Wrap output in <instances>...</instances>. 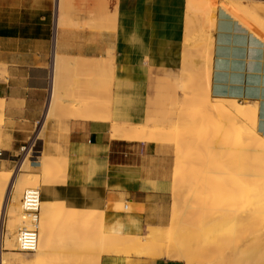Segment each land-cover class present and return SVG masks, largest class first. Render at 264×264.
Here are the masks:
<instances>
[{
	"label": "crops",
	"instance_id": "0c3cea01",
	"mask_svg": "<svg viewBox=\"0 0 264 264\" xmlns=\"http://www.w3.org/2000/svg\"><path fill=\"white\" fill-rule=\"evenodd\" d=\"M240 1L264 24V0ZM220 3L211 30L209 95L213 100L252 105L256 132L264 137V32L228 3ZM185 5V0L116 1L115 81L130 87L124 92L146 93L147 70L175 73L182 68ZM54 6V0H0V138L5 157L0 161L4 166L44 123L55 42L58 54L99 58L92 57L89 46L81 44L74 50L70 45L83 34L56 31ZM145 109L146 104H133L128 113L130 122L137 124ZM72 123L62 125L70 127ZM82 125L59 138L57 122L49 121L45 135L48 146L38 138L43 142L42 150L54 155L59 145L66 157L63 188L72 193L71 201L79 208L90 205L91 199L104 206L103 226L108 234L140 236L151 227L144 239L153 243L161 236L158 228L168 224L171 204V183L161 157L156 155L157 145L112 140L108 121ZM120 205L127 206L124 212ZM139 259L141 264L182 263L166 258ZM101 264L132 262L121 256H102Z\"/></svg>",
	"mask_w": 264,
	"mask_h": 264
},
{
	"label": "rangeland",
	"instance_id": "374dc122",
	"mask_svg": "<svg viewBox=\"0 0 264 264\" xmlns=\"http://www.w3.org/2000/svg\"><path fill=\"white\" fill-rule=\"evenodd\" d=\"M116 1L117 0H61L59 2L60 9L57 10L56 0H54L55 6L53 10V20L55 21V26L57 22V24L59 23V31H67L75 35L83 34L84 36L82 38L81 37L75 39L73 38L74 40L71 42L70 45L71 46L73 45V48H75L74 50H76L77 47L80 46L81 44L89 46V52L91 53L92 57L95 55V56H99V58L86 59L79 56L70 57V56L58 54L56 52L58 61L55 66L54 72H52V64H51V79H50V89H49V98L50 95L51 96L53 95L52 105L49 108L46 107L47 114H45L44 123L41 126L39 125V127L37 128V132L35 133L33 139L26 145L25 150L20 151L16 154H12L11 157L7 158L9 164L8 166H4L3 165L4 163L0 161V170L5 172L11 171L13 174L15 173L16 176H20L24 174L39 175V170L38 168H36L37 166L35 165L34 162L38 161L42 157H45V164H47L46 162H49V165L52 166L49 168L48 167L49 165L47 164V167L52 173L51 174L52 177L50 176L51 178L46 179V181L49 184L46 181L42 180V178H38V186L36 189L40 190L42 196V189L55 188L56 189L55 203L63 202L66 207L69 206L73 209H76L75 212L78 213L79 210L80 211L82 210V208H79L75 202L71 201V199L73 198L72 193H70L69 191L65 190V188H63L65 185L66 170L65 172L58 168L55 170L56 167H54L55 164H57L59 168H60L59 165H62V163L65 162L66 164L67 163L66 157H64L63 154L61 153V149L59 145L55 146V149L53 151L55 153L54 155H50L47 149L42 150L43 142L46 147L50 143L49 141L45 140V135L47 132V126L49 121L57 122L56 133H58L57 136L59 138L63 134L69 133L70 130L74 132L81 129L83 126L82 123H87L88 121H96L97 120L96 116L98 115H100L101 117L104 116L105 118L104 121L108 120V122H110V130H111L112 125L114 124L113 122H117L120 127H122L121 125H132L133 123L130 122V118L128 114L130 107L133 104H146L145 114L143 118L138 121V123L145 122L146 118L149 119L147 121L148 123L150 120L151 121L149 124H147L146 122V125L148 126H145V124L143 123L144 127L141 128L139 131L133 130L134 133L136 132L135 133L136 135H139V137L140 136L143 137L144 140L141 141V139L139 140V138L135 136L134 139L127 142H133L135 144L155 143L157 145L156 155L161 157L163 164L162 168L164 169V172L166 176L169 178L171 183V204H170V216H169L168 224L166 227L158 228L161 236L157 237L152 244L155 245L156 248H160L161 250L164 249L162 250L163 252L165 251L164 253L166 252L170 253V257L167 258L164 255H161L160 253L156 256V258L148 257L149 256L148 250H143V251L141 250L142 252L136 250L131 254H129V252L116 253V254L115 253L110 254V252L108 254L104 253L101 248L96 246V244L93 245L94 236L91 237L86 235L87 232H85V230L87 228H84L82 226H85V224L88 222L78 221L71 223L69 221V224L72 227H70L69 225L68 227L66 225L68 223V218H66V216L64 215L65 218H63L62 220L63 222L60 220L53 222L54 226L51 229L49 245H51L55 250L54 255L53 257L41 256V259L43 260L42 264H92V262L94 263V259L97 255H100L99 264H101L102 256H121L128 259V261L132 262V264H141L140 263L141 259L139 258H143V259L166 258L168 260H174V259L176 260L178 259L176 255L178 251L182 252L185 255H189V258L192 260V263L190 264H264V209H263L264 198H262L263 197L262 192H264L263 191L264 188H262L261 186L262 184L264 187V179L254 183L255 184L254 187L256 185L261 186V187H255V189L250 184H244L245 185L243 188L244 194L242 193V190L238 194V196H242L241 197L242 200L239 203V205L241 207L243 204L244 206L248 205L249 206L248 208L250 209L249 214L240 215L242 217L237 216L236 218L232 216L226 217L227 216L226 215L225 219H221V220L216 219L217 221L215 219L211 220L213 217L215 218L216 210L218 208H222L223 205L222 202L224 201V200L221 201L223 198L220 199L221 197L220 196L218 197L217 196L218 194L214 192L215 186H220L219 184L224 185V183H226L225 180H227V178L225 177H227L226 176L227 171L230 170L229 166H231L230 172L236 170L235 167H233L232 169L234 158L232 154H229L231 152H228L223 145L220 148L219 145L221 141L219 142L220 139L218 138V136L217 138L215 137L216 136L215 130L211 129L214 131V132L212 131L213 132L212 133L211 130L209 129L210 127L212 128L211 125H208L209 127L204 126L203 128L200 124V121L196 120L197 116L195 120L187 119L188 117L191 118L190 116L193 115L190 113V111H185L184 113L185 115H183L182 109L189 110L188 104H191L193 102L195 103L196 100L191 101L192 99L190 100L188 98L187 100H185L186 103L183 102L182 105L177 103V100L181 94L185 93L186 95H188L191 94L192 92L195 93L196 89L198 94L200 93V91H202L201 89H204L206 87L207 77L205 75L207 71L205 69L206 67L210 69V61H211L212 40H210L209 45H205L202 43V37L207 33L211 32L213 25L205 24L207 27L203 25L205 27L201 28L200 24L202 21H205L206 18L205 13L200 11L192 12L187 7L188 3L192 2L197 6L199 4L202 6L210 1L208 4L214 6L215 4L218 3V1L221 0H213L214 2H212V0H206V1L185 0L186 35H185V43H184L185 51L183 55L182 68L179 70V72H175V73L155 72L152 70H147L148 77L144 78V82L147 84L146 85L147 92L134 93L132 95L130 93L124 92V90L130 89L128 85L126 84L118 85L115 80L114 82L112 81L113 82L112 83L106 78V76L104 77V75H106L109 71L108 70H106L108 72L104 71L106 65L103 66V63L106 60L109 61L110 58H113V60L112 61L110 60V62H113L112 64H114L113 68L115 72L113 43H114V34H115V26H116ZM213 9L210 12V16H213L214 18L216 9L215 11ZM256 14H257V10H256ZM57 17H60V19L59 18L57 19ZM211 38H212V34H211ZM55 47H56V42H55ZM53 50H54V46H53ZM105 63L107 64V62ZM52 75L55 76L53 80L55 83V84L53 83L55 91H53V93H51ZM98 76H100L101 79ZM102 76L106 78V81L110 84H108L105 80H102L103 78ZM97 77L99 78V80ZM107 91H109L111 94L109 93L110 94L109 95ZM118 91L119 93H117ZM113 94L120 96L121 99H118V97L115 95H114L115 97H113ZM109 97L111 98L109 99ZM114 98H116L117 100ZM72 101L74 103H72ZM76 103L81 104L83 107L80 105L79 107H77L78 105L76 106ZM226 105L227 104H224L222 106L223 110H225ZM85 109L87 112L85 111ZM87 109H90L91 113H89ZM81 111L84 113H82ZM108 115L110 117H107ZM195 115H198V117L201 116L199 114H195ZM214 115L216 116V114L212 112L210 119L215 120ZM178 116H180L183 120L179 122L178 120L180 117ZM89 117L96 119L93 120ZM194 117L195 116H193V118ZM185 118L187 119V122H185L186 120ZM0 120L3 122L2 117H0ZM71 120L73 123L71 124L70 127L69 125L68 126L62 125V123ZM154 121L157 124H155ZM193 121L199 122V126L202 127V128L198 127L197 123L193 124L195 126H192V128H196L195 130L192 129V131L193 132L195 131L194 132L195 134L198 131V133H200L199 134L200 136H197L198 135L197 133L195 137L193 135L194 133L191 130H190L191 133L189 135L183 133L185 131L184 128L183 127L180 128L177 126V123L178 124L184 123L189 125L190 122ZM2 122H0V130L2 127ZM190 125H189V129H190ZM197 128L199 129L197 130ZM206 128H208L209 130ZM123 129H127V126L123 127ZM150 129L153 131H151ZM201 129L202 131L205 132L204 133L205 135H208L206 136L207 138L205 137L204 134L201 133V131H199ZM146 130L151 131L152 133L154 132V134L149 132L150 137L154 135L151 138L152 142L151 139L148 140L144 137V135L146 134L148 135L146 136L149 137V134L147 133ZM209 131L211 133H209ZM141 132L143 134H141ZM156 132L161 134V136L159 137H162V133L164 132L167 136H164L162 139L164 138L172 139L171 141H173V143L166 144L165 143L166 139H164L165 141L162 140L161 142L159 137L154 138L155 136L158 135V133ZM173 134L174 137L170 138L173 136ZM212 135H214L213 139H212ZM38 138L43 140V142L39 141ZM145 139L148 140L149 142H146ZM157 139L159 142L156 141ZM214 141L216 143H213ZM186 143L188 146L187 148L184 146L185 147L184 148L183 145H186ZM178 146H180V148L182 147L181 149L182 151L179 148H177ZM163 147H165L166 150ZM177 149H179V151ZM207 149H209L208 150L209 152L207 151ZM0 150H1V138H0ZM224 152H226L227 155L223 154ZM228 154L229 157H227ZM196 155H198V157ZM177 156L179 158H177ZM61 158L62 160L65 159V161L63 160L64 162H62ZM181 158L185 162L181 161ZM197 158H200L199 162H197ZM2 159H5V157L4 156L0 157V160ZM177 160L178 162L181 161L182 165L181 162L179 164ZM229 160H231V163H229L230 162ZM24 161L25 164L20 169V165H22ZM204 161H206L207 165L203 163ZM222 161H226V165H227L226 168H224L225 162L223 164ZM220 163L223 164V167H221ZM67 165L68 163L66 164V169H67ZM202 166L209 167L210 171H214V170L218 171V169L219 170L227 169V170H225L226 172L223 171L225 175L221 176V179L219 175H223L224 173L219 174L218 176H212V178L217 177L215 178L216 180L219 178L220 181L218 180V182H216V180L214 179L216 183L214 182V180L212 181V179H209L211 177L206 179L205 182H207L208 185H212L214 188L212 186L206 185V187L204 188L207 189H204L199 184L198 185L200 187L197 186V184L195 185L194 184L195 180H193L194 178H197L195 177L196 175H198L196 173L201 169H204V167ZM246 166H248V164L245 163L244 166L245 168H242L243 167L242 166L240 167L241 169L239 168L237 170L243 171L242 172L243 174L245 169L248 168V167L246 168ZM213 168L215 169L212 170ZM61 171L63 173H61ZM238 171H236L237 174L239 173ZM62 175H64V177ZM59 178L61 181H59ZM209 180H211L212 182H210ZM42 182L47 184H44ZM246 185L248 186L250 185V186L246 187ZM251 186L255 191L251 188ZM245 187L249 188V190H246ZM201 188H203L202 189L203 191H201ZM209 188H210L209 192L211 191V193L208 192ZM245 190L248 193H250V190L251 192L254 191L255 195L254 194L248 195V193L245 194L246 193ZM24 191L25 189L22 192ZM22 192L20 193L21 195L23 194ZM206 192H208L209 195ZM21 195L18 196L20 198H18L17 200L19 201L18 202L19 210L21 204L20 200L22 198ZM13 197H14V191L9 194V198H8L9 203H12ZM176 197L179 200L178 202ZM173 200L176 201V203L173 202ZM189 201H191L190 202L191 204L189 203ZM173 203L175 204L174 206ZM94 205L96 207L94 210L95 213L96 210L97 211L104 210V206L100 205L98 202H96ZM214 207L216 209L213 210ZM118 208L124 212L125 206L120 205ZM127 211L128 210H126L125 212ZM211 213L213 214L211 215ZM248 215L250 216L248 217ZM244 216H246V218H244ZM90 224L92 228H94L95 230L96 223L92 221L90 222ZM62 226L65 227L64 228L65 230L62 228ZM75 226L78 227L76 228ZM178 226L181 227L178 228ZM183 226H185V228ZM150 231H151V227L147 228V230L143 232V234H141L140 236H136V235L133 236L143 239L150 233ZM71 232L73 234H71ZM103 232L106 234L109 233L104 229V227H103ZM64 234L66 235L64 236ZM68 234H70V236ZM256 238H258V240ZM64 240H67L68 243L63 244ZM69 251L74 252L73 256L72 255L69 256ZM0 253L8 260L9 264H14L13 259L18 257L17 255H20L23 264H32L35 260V258L33 257L34 253L32 255L31 254L25 255L21 252H17V251L12 252L8 250H2L0 251ZM130 259L137 261H130ZM176 261L182 262L181 264H187V262L183 259Z\"/></svg>",
	"mask_w": 264,
	"mask_h": 264
},
{
	"label": "bare ground",
	"instance_id": "6f19581e",
	"mask_svg": "<svg viewBox=\"0 0 264 264\" xmlns=\"http://www.w3.org/2000/svg\"><path fill=\"white\" fill-rule=\"evenodd\" d=\"M61 0H56V9L59 10V2ZM206 1V0H205ZM208 2V1H207ZM210 2V1H209ZM208 2V3H209ZM212 2H214L212 0ZM208 3H205L204 5H196L192 2H189L188 3V8L192 11V12H203L205 13V21H202L201 24H200V27L203 28L205 27L206 25L205 24H210V25H213L214 24V18L213 16H210V12L211 10L213 9L215 11L216 7H217V4H215L214 6L211 5V4H208ZM220 3V1H219ZM221 3H228V5H231L235 10L238 11L239 13V16L240 17H246L248 18L249 20H251L253 22V25L254 27L257 29V30H261L264 32V24L256 17L254 16L251 12H249L245 6L242 4V1L240 0H221ZM220 3V4H221ZM222 5V4H221ZM219 6V4H218ZM250 9V8H249ZM188 14V13H187ZM212 15V14H211ZM192 16V14H191ZM238 17V18H240ZM60 19V17H57V19ZM207 22V23H206ZM205 25V26H203ZM207 27V26H206ZM57 28L59 30V23L57 24L56 22V31H57ZM210 28V26H209ZM206 29V28H205ZM255 31V30H254ZM210 40H212L211 38V32L210 33H207L206 35H204L202 37V43L205 44V45H209V42ZM55 45H54V50H53V56H52V72L55 71V66L57 64V61H58V57H57V53H56V50H55ZM111 48V47H110ZM111 50V49H110ZM110 60L112 61L113 58H110L109 61H105L107 62V64L103 63V66H105L104 68V71L105 72H108L106 75H104V77L106 76V78L110 81V82H114L115 80V72H114V68H113V65L112 64L113 62H110ZM74 63V62H73ZM75 64V63H74ZM102 68V69H103ZM99 70V69H98ZM108 70V71H106ZM207 71L206 73V77H207V85L204 89H201L202 91H200V93L197 94V89L195 91V93H191V94H188L186 95L185 93L181 94L180 97L178 98L177 100V103L178 104H181L185 102V100H187L188 98L193 101V100H196L195 103H191V104H188V109L189 110H185V109H182L183 110V115H185V111H190L191 114H193L192 116H190L191 118H187V119H190V120H195L196 116H197V119L198 121H200V124L201 126L204 128V126H208V125H211L212 128L210 127L209 129H213L215 130V133H216V138L218 136V138L220 139L219 142H220V145L218 143V145L221 146L223 145L224 148L228 151V152H231L229 154H232L234 160H233V165H232V169L233 167L236 168L235 171L233 172H230L231 170V166H229V171H227L226 173V176L225 178H227V180H225L226 183H224V185L222 184H219L220 186H215V190L214 192L216 194H218L217 196L221 197L220 199H222L221 201H223V205H222V208H218L215 212V218L211 217L213 219H225V216L226 217H229V216H232V217H242L240 215H246V214H249L250 213V209L248 208L249 206H244V204L242 205V207L239 205V203L241 202V197L242 196H238V194L241 192L242 190V193L244 194L243 192V188H244V184H250L254 187V183L258 182V181H261L264 179V137H261L257 134L256 132V116H255V112L256 110L254 109V107H252V105H249V104H240L239 102L237 101H234V100H220V99H211L210 95H209V71L210 69L208 67H206L205 69ZM102 72V71H101ZM57 73V72H56ZM102 75V74H101ZM54 77L52 75V86H51V93H53V91H55L54 89ZM100 78V76H98ZM97 77V78H98ZM103 77V76H102ZM102 78V80H105L106 81V78ZM98 78V80H99ZM56 79V78H55ZM101 79V78H100ZM56 82V81H55ZM98 82V81H97ZM103 82V81H102ZM107 82V81H106ZM112 82V83H113ZM54 83V84H53ZM108 83V82H107ZM111 83V84H112ZM203 83V82H202ZM102 84V83H100ZM110 84V83H108ZM211 85V84H210ZM56 86V85H55ZM88 86V85H87ZM80 87V86H79ZM109 88V87H108ZM81 89V88H80ZM111 89V88H110ZM109 89V90H110ZM195 89V88H194ZM81 91V90H80ZM121 91V90H120ZM190 91V90H189ZM193 91V90H192ZM108 94L110 93L109 91H107ZM55 93V92H54ZM106 93V92H105ZM119 93V91L117 92ZM104 94V93H103ZM107 94V95H108ZM111 94V93H110ZM109 94V95H110ZM106 95V96H107ZM113 94V97L117 96ZM53 96V95H52ZM52 96L50 95V98L48 100V103H47V108H49L51 105H52ZM118 99H121L120 96H117ZM102 98V97H101ZM111 97H109L110 99ZM105 99V98H104ZM116 99V98H114ZM113 100V99H112ZM117 100V99H116ZM83 101V100H82ZM120 101V100H119ZM190 101V102H191ZM110 102V101H109ZM121 102V101H120ZM72 103H74L72 101ZM81 103V102H80ZM115 103V102H114ZM189 103V102H188ZM224 104H227L226 105V108L225 110L222 109V106ZM72 105V104H70ZM78 105V106H77ZM82 106L81 104H78L76 103V106L79 107ZM86 105V104H85ZM97 105V104H96ZM100 105V104H99ZM1 106V105H0ZM95 106V105H94ZM83 107V106H82ZM97 107V106H96ZM89 108V107H88ZM93 108V107H92ZM106 108V107H105ZM185 108V107H184ZM219 108V109H218ZM56 109V108H55ZM89 111V113H91L90 109H87ZM181 110V109H180ZM86 111V109H85ZM82 112V111H81ZM87 112V111H86ZM93 112V111H92ZM179 112V111H178ZM214 112L216 114L215 116V120H212L210 119L211 117V113ZM84 113V112H82ZM97 113V111H96ZM96 113H95V116H96ZM188 113V112H186ZM47 114V113H46ZM49 114V113H48ZM105 114V113H104ZM110 114V113H109ZM195 114H199L201 116L198 117V115H195ZM92 115V114H91ZM98 115V114H97ZM106 115V114H105ZM178 115V114H177ZM83 116V115H82ZM93 116V115H92ZM103 116V115H102ZM187 116V115H186ZM193 116H195L193 118ZM107 117H110L109 115ZM177 117V116H176ZM175 117V118H176ZM180 117V116H178ZM185 117V116H184ZM84 118V117H83ZM85 118H86V115H85ZM88 118V117H87ZM91 118V117H89ZM97 120L98 121H104L105 118L104 116L101 117L100 115L96 116ZM95 118V119H96ZM150 118V117H149ZM181 118V117H180ZM179 118V122L181 120H183L182 118L180 119ZM185 118V119H186ZM50 119V118H49ZM93 119V118H91ZM93 119V120H95ZM100 119V120H99ZM107 119V118H106ZM151 119V118H150ZM187 119L185 120V122H187ZM96 120V121H97ZM149 119H145V122H143L145 124V126H148L146 125V122L148 121ZM108 121V120H107ZM151 121V120H150ZM149 121V123H150ZM0 122H2L0 120ZM114 124L112 125V128L110 130V133H109V137L110 139L112 140H117L119 139L122 140V141H130L132 139L135 138V136H137V138H139V140L143 139V137H139V135H136L134 133L133 130H140L141 128L144 127V124L142 122L140 123H137V124H132V125H121L122 127L119 126V124L117 122H113ZM147 122V124H149ZM155 123V121H154ZM177 123V122H176ZM197 123L198 127L199 126V122L197 121H193V122H190V129H189V125L188 124H178L177 123V126L180 127V128H184V132L183 133H186V134H190V130L192 131L195 130L196 128H192V126H195L193 124ZM157 124V123H155ZM161 124V123H160ZM159 124V125H160ZM183 125V126H182ZM127 126V129H123V127ZM161 126V125H160ZM129 127V129H128ZM162 127V126H161ZM200 127V128H202ZM209 127V126H208ZM154 128H157V127H154ZM163 128V127H162ZM121 129H122V132H121ZM199 128H197L198 130ZM208 129V128H206ZM208 129V130H209ZM151 130V129H150ZM211 130V132L213 131ZM147 131V130H146ZM145 131V132H146ZM153 131V130H151ZM151 131H147V133L149 134V132ZM202 134H204L205 132L201 130ZM193 132V131H192ZM195 132V131H194ZM193 132V133H194ZM209 131V133H211ZM214 132V131H213ZM212 132V133H213ZM152 133V132H151ZM158 133V132H156ZM192 133V134H193ZM198 133V131H197ZM196 133V134H197ZM141 134H143L141 132ZM146 134V133H144ZM154 134V132L152 133ZM165 133L163 132L162 133V137H159L161 136V134L158 133L157 136H155L154 138L156 137H159V139L161 140H164L162 139L164 136H167L166 134L164 135ZM195 133L193 134L194 136L196 135ZM200 133H198L197 136H200L199 135ZM147 135V134H146ZM146 135H144V137L148 140H150L152 137H150V134H149V137H147ZM183 135V134H182ZM192 135V136H193ZM205 135V134H204ZM143 136V135H142ZM172 136V135H171ZM177 136V134H176ZM208 136V135H205V137ZM213 136L212 135V139H213ZM174 137V134L172 137L170 138H173ZM196 137V136H195ZM178 138V137H177ZM202 138V137H201ZM207 138V137H206ZM146 142H149L148 140H146ZM209 139H210V136H209ZM172 139H166V144H170V143H173V141H171ZM178 140V139H176ZM185 140V139H184ZM218 140V139H217ZM158 141V139L156 140ZM165 141V140H164ZM210 141V140H209ZM216 141V140H215ZM213 142V143H216V142ZM139 142V141H138ZM151 142H152V139H151ZM159 142V141H158ZM175 142V141H174ZM196 142V141H195ZM211 143V142H210ZM69 144V143H68ZM175 144V143H174ZM177 144V142H176ZM212 144V143H211ZM164 145V143H163ZM180 145V144H178ZM196 145V144H195ZM214 145V144H213ZM182 146V145H181ZM186 147L187 148V143L186 145H183V147ZM197 146V145H196ZM184 147V148H185ZM217 147V146H216ZM165 149V147H163ZM177 148H179L180 150L182 149V147L180 148V146H178ZM211 148V147H210ZM159 149V148H158ZM169 149V148H168ZM179 149H177L179 151ZM189 149V148H188ZM204 149V148H203ZM166 150V149H165ZM176 150V151H177ZM190 150V149H189ZM193 150V149H191ZM209 149H207L208 151ZM214 150V149H212ZM225 150V151H226ZM182 151V150H181ZM196 151V149H195ZM216 151V150H215ZM220 151V150H219ZM226 151V152H227ZM30 152V151H29ZM29 152H28V155H29ZM199 152V151H198ZM209 152V151H208ZM226 152H224L223 154H226ZM194 153V152H193ZM222 153V151H221ZM185 154V153H184ZM201 154V153H199ZM229 154L227 157H229ZM177 155V154H176ZM193 155V154H192ZM227 155V154H226ZM188 156V155H187ZM198 157V155H196ZM213 156V155H212ZM215 156V155H214ZM231 156V155H230ZM200 157V156H199ZM177 158H179L177 156ZM194 158V157H193ZM201 158V157H200ZM200 158H197V162H199V159ZM203 158V157H202ZM47 159V158H46ZM196 159V158H195ZM223 159V158H222ZM58 160V159H57ZM62 160V158H61ZM65 161V159H63ZM62 160V162H64ZM180 160V159H179ZM190 160V159H189ZM59 161V160H58ZM181 161L185 162L182 158H181ZM177 162L180 164V162ZM202 161V160H201ZM231 163V160H229ZM60 162V163H62ZM176 162V161H175ZM176 162V163H177ZM218 162V161H217ZM225 162V164H224ZM35 165L37 166L36 168H38L39 170V175H32V174H24V175H20V176H16L15 173L13 174L11 171L9 172H5V171H2L0 170V251L2 250H8V251H17V247H16V241H17V232L19 230L20 227L23 226L24 224V221L22 219V213H21V208L19 210V207H18V197L19 195H21L20 193L25 189H31V188H37L38 186V178H42V180L46 181V179L48 178H51L52 177V173L51 171L49 170L50 166L49 165V162H46L49 166V168L47 167V164H45V157H42L40 158L38 161L34 162ZM53 163V162H51ZM177 163V164H178ZM187 163V161H186ZM189 163V162H188ZM192 163V162H191ZM202 163V162H201ZM205 165L206 164V161L203 162ZM222 163L225 165L224 168H226V161H222ZM220 163L221 167H223V164ZM227 163H228V160H227ZM245 163L248 164V166H246L247 169H245L244 173L242 174L243 171H238L237 169H239L240 167L242 168H245ZM25 164V161L24 163H22V165H20V169L22 168V166H24ZM67 164V163H66ZM66 164L65 162L62 163V165H59L60 168L58 167L57 164L54 165L55 170L58 168V169H61L65 172L66 170ZM175 164V163H174ZM219 164V163H218ZM216 164V165H218ZM181 165H182V162H181ZM185 165V164H184ZM203 165V164H202ZM212 165V164H211ZM242 165V166H241ZM180 166V165H179ZM178 166V167H179ZM191 166V165H190ZM209 166V164H208ZM215 166V164H214ZM181 167V166H180ZM204 167V166H202ZM213 167V166H212ZM219 168V167H217ZM234 168V169H235ZM211 169V168H210ZM215 168H213L212 170H214ZM241 169V168H240ZM176 170V169H175ZM174 170V171H175ZM225 170L227 169H224V170H219L218 171H210L209 170V167H204V169H201L200 171H198L196 174L195 177L199 178H194L193 180H195V185L197 184V186H201V187H206V185H208L206 181V179H212V181L217 178V177H214L212 178V176H218L219 174H222L224 172H226ZM220 171V172H219ZM222 171V172H221ZM224 171V172H223ZM236 171H238L239 173L237 174ZM61 173H63L61 171ZM58 175V174H57ZM65 175V174H64ZM64 175H62L64 177ZM225 173L223 175H219L220 176V179H221V176H224ZM51 176V177H50ZM56 176V175H55ZM193 178V177H192ZM180 179V178H179ZM41 180V179H40ZM39 180V181H40ZM192 180V181H193ZM216 180V179H215ZM214 180V182H215ZM219 178L216 180V182H218ZM59 181L60 178H59ZM210 182H212L211 180H209ZM220 181V180H219ZM47 182V181H46ZM58 182V181H57ZM194 182V181H193ZM215 182V183H216ZM44 183V182H42ZM48 183V182H47ZM47 183H44V184H47ZM207 183V184H206ZM221 183V182H219ZM49 184V183H48ZM57 184V183H56ZM199 184V185H198ZM218 184V183H217ZM43 185V184H42ZM58 185V184H57ZM249 185V186H250ZM56 186V185H55ZM186 186V185H185ZM199 186V187H200ZM208 186H212V185H208ZM248 185H246L247 187ZM248 186V187H249ZM251 186V188H252ZM262 188L263 185L261 184ZM260 185H256L255 187H261ZM184 187V186H183ZM196 187V186H195ZM198 187V188H199ZM213 187V186H212ZM246 190H249V188H246ZM254 187V189H255ZM185 188V187H184ZM187 188V187H186ZM201 188V191H203ZM214 188V187H213ZM212 188V190H213ZM261 188V189H262ZM204 189H207V188H204ZM253 189V188H252ZM253 189V190H254ZM178 190V189H177ZM210 188L208 189V192H209ZM245 190V192H246ZM14 191V197L12 199V203H9L8 202V198H9V194L12 193ZM43 193H42V196H41V202H40V219H39V225H38V234H37V246H36V249L34 251V254H33V257L35 258L34 262L32 264H42L43 260L41 259V256H47V257H53L54 255V252L55 250L53 249V247L51 245H49V241H50V236H51V229L53 228V222L57 221V220H60L62 221L63 218H68V223L66 224L67 226L69 225L70 227H72L70 224H69V221L71 223H74V222H88L85 224V226H82L84 228H87L85 230L86 235L88 236H91L93 237L94 236V239H93V245L96 244L97 247L101 248L103 250L104 253H109L110 254L112 253H128L131 254L133 252H135L136 250L139 251V252H142L143 250H148L149 252V256L148 257H152V258H156V256L160 253L161 255H164L165 257L169 258L170 257V253H164L162 250L164 249H160V248H156L155 245H153L152 243H149L147 242L144 238L141 239V238H138V237H135V236H128V235H122V234H106L103 232V215H104V212L103 210H96V213H95V205H94V199H91L90 200V205H88L87 207H85L84 209H82L81 211L79 210L78 213H76V209H73L69 206H65L63 202H58V203H55V200H54V197L56 196V189L55 188H48V189H42ZM183 191V190H182ZM207 191V190H206ZM255 191V190H254ZM250 190V193L246 192L245 194L248 193L249 194H254L255 195V192ZM260 191V189H259ZM264 191V189H263ZM206 192V193H208ZM23 193V192H22ZM211 193V191L209 192ZM208 193V195H209ZM261 193V192H260ZM204 194V193H203ZM236 194V195H235ZM263 194V197L264 198V192H262ZM23 195V194H22ZM21 195V196H22ZM183 195V193H182ZM211 195V194H210ZM241 195V194H240ZM247 195V196H248ZM173 196V195H172ZM174 197V196H173ZM190 197V196H189ZM203 197V196H202ZM201 197V198H202ZM211 197V196H210ZM237 197V198H236ZM251 197V196H249ZM177 198V197H176ZM248 198V197H247ZM257 198V197H256ZM186 199V198H185ZM218 199V200H220ZM244 199V198H243ZM245 200V199H244ZM247 200V199H246ZM178 198H177V202H178ZM184 201V200H183ZM173 202L176 203V201L173 200ZM191 201H189L190 203ZM60 203V204H59ZM181 203V202H180ZM257 203V202H256ZM191 204V203H190ZM193 204V203H192ZM21 205V204H20ZM175 204L173 203V206ZM213 205V204H212ZM215 205V204H214ZM254 206H257V205H254ZM260 206V205H259ZM177 207V206H176ZM175 207V208H176ZM172 208V207H171ZM198 208V207H197ZM208 208V207H207ZM216 209L215 207L213 208V210ZM264 209V208H263ZM252 210V208H251ZM203 211V210H202ZM254 211V210H253ZM214 212V211H213ZM95 213V214H94ZM252 213V212H251ZM175 214V213H174ZM213 213H211L212 215ZM65 215V216H64ZM68 215V216H67ZM94 215V217H93ZM209 215V214H208ZM206 216V214H205ZM250 215H248L249 217ZM244 218H246V216H244ZM175 219V218H173ZM240 219V218H239ZM59 221V222H60ZM94 222L96 223V227H95V230L94 228H92L90 222ZM217 221V220H216ZM63 222V221H62ZM174 222V220H173ZM213 222V221H212ZM215 222V221H214ZM221 222V221H220ZM84 224V223H83ZM176 224V223H175ZM4 225V226H3ZM68 226V227H69ZM56 227V225H55ZM76 227V226H75ZM78 227V226H77ZM76 227V228H77ZM81 227V228H82ZM181 226H178V228H180ZM185 228V226H183ZM62 228L64 229L65 227L62 226ZM176 228V227H175ZM187 228V227H186ZM93 229V230H92ZM65 230V229H64ZM81 230V229H80ZM70 231V230H68ZM82 231V230H81ZM178 231V230H177ZM84 232V233H85ZM71 234H73L71 232ZM81 234V233H79ZM66 234H64L65 236ZM70 236V234H68ZM80 236V235H79ZM78 237V236H77ZM261 238V237H260ZM64 239V238H63ZM142 241H141V240ZM258 240V238H256ZM262 240V239H260ZM259 240V241H260ZM262 242V241H261ZM68 243L67 240H64L63 241V244H66ZM255 243V242H254ZM256 244V243H255ZM259 244V243H258ZM160 246V245H158ZM205 246V245H204ZM162 247V246H160ZM199 249V248H198ZM142 250V251H141ZM167 251V250H166ZM18 252V251H17ZM73 251H69V256H73ZM25 254V253H23ZM31 254V255H32ZM93 254V253H92ZM25 255H28V254H25ZM177 255V258L176 260H180V259H183L187 262V264H190L192 263V260L189 258V255H185L183 254L182 252L178 251V253L176 254ZM18 257L14 258V264H23V261L20 257V255H17ZM93 256V255H92ZM172 256V255H171ZM174 256V255H173ZM193 256V255H192ZM41 260H40V259ZM43 258V257H42ZM100 255H97L94 259V263L92 262V264H99L100 263ZM176 258V257H175ZM180 258V259H179ZM175 260V259H174ZM0 264H9L8 260L3 256L1 255L0 253Z\"/></svg>",
	"mask_w": 264,
	"mask_h": 264
},
{
	"label": "built area",
	"instance_id": "2783aa9c",
	"mask_svg": "<svg viewBox=\"0 0 264 264\" xmlns=\"http://www.w3.org/2000/svg\"><path fill=\"white\" fill-rule=\"evenodd\" d=\"M24 146L21 151L25 150ZM3 151L0 150V157ZM40 190L36 188L26 189L20 200V208L24 224L17 232L16 249L25 254L34 253L37 246L38 225L40 219ZM127 206H125V209Z\"/></svg>",
	"mask_w": 264,
	"mask_h": 264
}]
</instances>
